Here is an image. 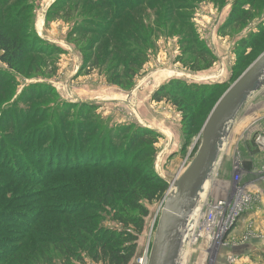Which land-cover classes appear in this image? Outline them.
Returning <instances> with one entry per match:
<instances>
[{
  "label": "trees",
  "instance_id": "16d2710c",
  "mask_svg": "<svg viewBox=\"0 0 264 264\" xmlns=\"http://www.w3.org/2000/svg\"><path fill=\"white\" fill-rule=\"evenodd\" d=\"M240 1L233 4L234 10L229 19V24H235L236 27L244 26L250 18L249 11L237 8ZM193 5L190 0H57L46 13L47 17L66 20L74 11L79 12L83 19L72 26L68 38L74 37L73 42L79 45L86 36L94 35L93 39L87 41L88 44L82 46V51L87 55L88 71L105 69L111 77L109 83L122 87L130 85L142 70V55L146 57L144 53L148 50L145 46L148 33H145V28L149 30V27L145 26L142 18L146 15V7L153 12L149 18H153L154 27L160 33L164 32L170 17L183 19L181 11L191 9ZM32 6L33 0H0V62L6 67L5 71L0 70V104L13 95L14 89L11 86L15 76L28 79L34 75L35 65L36 69L44 65L45 59L39 58L37 61L35 57H47L59 52L55 46L46 47L50 49L46 51L42 41L39 44L43 45H37L38 37L32 34L30 23ZM261 35L254 40V44L241 42V48L254 49L264 39V32ZM182 52L195 54L196 59L190 63L191 70L196 71L195 67L202 62L206 69L215 63L212 54L199 44L194 35H189L183 41ZM247 59L242 58L234 72L239 71ZM123 78L125 83L120 82ZM223 88L224 85L219 84L213 88L202 86L198 89L189 83L175 81L159 91L158 98L159 101L164 98L171 102L182 113L187 127L185 135H190L201 130L204 119L213 107V100L217 99ZM9 110H6L5 117L0 118V125L4 124L14 130L13 134H4L0 138V157L4 161L3 166L0 164V232L6 233L9 230L2 226L1 218L9 219L8 215L17 217L18 213L11 208L16 202H26L24 207L30 206L33 210L32 213L23 214V218L27 217L26 223L23 221L22 224V221L17 222L18 219L12 218V222L20 224L21 228L18 230L12 226L15 239H5L12 244H8L5 251L0 250V264H83V255L94 264H130L136 255V241L148 213L144 203L151 205L155 200H161L168 190L163 179L155 176L148 167L152 164L150 153L155 145V133L148 130L135 131L122 147L123 154L118 153L122 155L116 156L117 147H110L112 145L108 143L106 150L113 157L107 164L100 166L97 162L88 164L81 160V165L66 169L64 165L68 163L61 164L60 159L63 157L66 160L67 155L61 156L57 152L67 150L61 148L65 147L66 136L58 140V136L65 132L62 126L52 125L46 120L40 126L35 124L23 133L26 124L30 125V121L37 120L36 114L39 111L25 109V115L22 114L24 117L21 118L22 115L16 117L15 112ZM6 118L7 121L4 120ZM86 127L90 128L87 131L91 133L97 131L95 126ZM51 136L58 140L52 144L55 146L51 145V141L47 142ZM11 137L14 141H11ZM5 138H8L7 141ZM15 138L18 144L25 142L22 147L25 149L35 144L31 157L34 159L35 155L38 156L35 159L38 164L42 162V154L47 157L48 165L55 160L57 166L53 169L46 166L41 172L36 168L32 171L33 165L23 157L20 147L10 144V141L15 143ZM115 138L118 137L115 135ZM106 140V133L100 132L94 137L93 144L99 145V148L102 145L100 150L103 151ZM43 141L52 147H41L40 142ZM82 153L80 158L85 154L86 159L90 157ZM12 157H15L16 162L24 160V163H20L32 172L6 168V161ZM86 168L97 173H91V176H72L74 184L69 182L67 175L71 171L79 172ZM37 186L38 190L34 193L28 190ZM106 208L123 228L107 231L99 228V214L105 212ZM129 228L135 232L129 231ZM99 231L103 236L99 235Z\"/></svg>",
  "mask_w": 264,
  "mask_h": 264
},
{
  "label": "rangeland",
  "instance_id": "374dc122",
  "mask_svg": "<svg viewBox=\"0 0 264 264\" xmlns=\"http://www.w3.org/2000/svg\"><path fill=\"white\" fill-rule=\"evenodd\" d=\"M56 1L33 0L30 23L32 34L38 37L37 45H43V43L39 44V41H42L45 43L43 48L55 46L59 49V52L47 56L48 58L42 55L35 57L37 61L39 58H43L45 61L44 65L41 64L40 69H36L37 65L33 67L35 73L32 77L28 79L14 77V83L11 86L14 89V93L8 100L6 99L5 103L0 104V118L2 116L5 117V112L9 110V107L11 108L9 111L15 112L16 117L24 114L25 109L39 111L36 114L37 120L30 121V125L26 124L23 127V133L29 127H34L35 124L40 126V123L42 124L46 120L50 121L52 125H61L62 131L65 132L58 136V140L66 136L65 147L61 148L67 150L57 152H60L61 156L62 154L67 155L66 160H63V157L59 158L61 164L68 163L64 165L67 167L66 169H71L73 165H81L82 161L88 162V164L97 162L100 166L107 164L113 157L106 150L108 149V143H111L112 146L110 147H117L116 156L122 155L121 149L132 133L148 130L156 135L155 145L150 153L152 164L148 167L159 178L167 180L175 178L189 164L199 148L201 143L200 132L207 117L204 119L200 131L185 135L187 127L184 125L186 120H183L182 113L166 99L163 98L159 101L158 92L175 81L189 83L198 89L202 86L213 88L219 84L224 85V90L212 102L214 107L221 95L264 52V39H261L254 49L241 48V42H253L254 44V40L259 39L264 32V0L240 1L237 8L249 11L250 16L247 20L248 22L242 27L229 24L230 14L234 10L233 4L239 0H190L194 5L191 9L181 11L180 15L184 16L183 19L175 20L170 17L168 25H165L164 32L160 33L154 27L153 18H149L153 12L146 7V15L142 16V18L145 21V26L149 27V30L145 28V33H148V42L145 46H147L148 50H145L144 53L146 57L142 55L144 60L141 67L142 70L137 73L130 85L121 87L109 83L111 77L105 69L97 68L88 71L90 68L87 65V55L86 52L82 51V46L88 44L87 41L90 38L93 39L94 35L86 36L83 40L84 42L79 45L73 42L74 37L68 38V34L73 29L72 26L75 23H80L83 19L79 12L74 11L66 20L47 17L46 12ZM149 31L152 33H149ZM189 35H194L199 44L214 57L215 63L210 68L206 69L202 62L195 67L196 71L191 70L190 63L196 59V56L191 52L187 54L182 52V43ZM188 40L192 39L189 38ZM48 48L46 51L50 50ZM246 57L248 59L245 64L242 65L239 71L234 72L235 66L239 65L242 58ZM108 66L110 65L108 64ZM5 69L6 67L0 62V70L3 72ZM120 82L125 83L124 78ZM38 96H40L39 99H37ZM263 99L264 89L253 100L248 102V105L238 116L237 123L234 124L233 132L230 135L229 143L227 142L221 153L220 161L210 182L211 188L216 176L218 175L217 178H220V174L224 173L225 164L231 153L230 148L244 121L248 124L249 121H255V119L264 115V106H257ZM42 109H45V111H42ZM3 111L4 113H2ZM4 120L7 121L8 118ZM17 123L21 124L19 121ZM3 125H0V138L4 134L14 133L12 128L8 129V127ZM87 125H90L91 128L95 126L97 131L93 133L87 131L89 128H85ZM126 129H128L127 132ZM100 132L106 133L107 136L103 151L100 150L102 145L99 148V145L93 144L94 137ZM115 135L118 137L117 139H114ZM53 137L47 138V142L51 141V145L57 140V138L54 140ZM8 138H5V141ZM123 138L125 139L122 141ZM11 141H14L13 137H11ZM11 141L10 144L20 147V151L24 153L23 157L33 165L32 171L37 169V171L41 172L44 171L46 166L52 169L57 166L55 165V160H52L53 163L48 165L46 162L47 157L42 156V154L40 156L42 165L38 164L35 161L38 156L35 155L34 159L31 157V154L35 151L33 150V148L35 149L34 143L31 146H27L30 148L25 149L22 148L25 144L24 141H21L20 144H18L16 138L15 143ZM40 143L41 147L50 146L48 145L50 143L44 141ZM55 150L53 149V151ZM82 150L85 152L82 153ZM80 153H87L90 157L86 159L85 154L83 158H80ZM20 162L24 163L25 161L16 162L15 157H12L6 161V168L31 171ZM0 164L4 165L1 157ZM91 173L97 172L86 168L79 172L71 171L67 178L70 183L74 184L72 176H86ZM230 176L226 174V177L222 178V184L218 185L217 192L222 188L223 181H228ZM28 190L34 193L38 190V186L28 188ZM163 198L155 200L151 205L144 203L148 213L144 219L143 230L138 234L136 255L130 264H139L138 260L147 249L148 243L150 247ZM24 203L26 202H16L12 205L11 208H14V212L18 214L17 217L8 215L11 221L6 217L5 219L1 218L2 226L9 228L6 233L0 232V239H3L0 242L1 251H5L6 246L12 244V242L7 240L15 239L13 238L15 234L12 226L14 225L18 230L21 228L20 224L12 222V220L16 218L18 219L17 222L22 221L21 223L23 224L24 221L26 223L27 217L23 218L25 216L23 214L32 213V207H24L26 205ZM113 216V213L108 208H106L105 212L100 213L99 228L103 231L123 228L118 220H114ZM252 217H255L252 219H256V221H251L250 229L246 228L248 231L244 229L248 225L242 226L243 223H241L242 227L239 224L229 236V239L237 244L240 240L244 241L245 236L249 232L252 235L251 239L241 244L244 245V249L240 250L237 255L233 253L230 247H220L210 255L207 252L208 247L204 241H198L195 244L191 242L187 246L183 264H231L233 262L235 264H264V217ZM246 224H248L247 221ZM129 231L133 232L134 230L129 228ZM100 232L99 235L102 234ZM6 238L8 239L5 240ZM249 246L252 248L249 249ZM83 256V264H94L86 255ZM228 258L233 262L229 261ZM55 264L60 263L55 262ZM73 264L80 263L74 262Z\"/></svg>",
  "mask_w": 264,
  "mask_h": 264
},
{
  "label": "water",
  "instance_id": "95a60500",
  "mask_svg": "<svg viewBox=\"0 0 264 264\" xmlns=\"http://www.w3.org/2000/svg\"><path fill=\"white\" fill-rule=\"evenodd\" d=\"M264 89V52L221 95L200 132V146L189 164L167 180L147 264H183L190 241L194 213L205 185L209 184L227 144L234 122L258 93Z\"/></svg>",
  "mask_w": 264,
  "mask_h": 264
},
{
  "label": "built area",
  "instance_id": "2783aa9c",
  "mask_svg": "<svg viewBox=\"0 0 264 264\" xmlns=\"http://www.w3.org/2000/svg\"><path fill=\"white\" fill-rule=\"evenodd\" d=\"M252 140L258 148L263 150L264 154V131H256L252 136ZM231 171L230 181L228 183L225 182L218 192V185L222 182L221 174L220 178H217L218 175L216 176L211 188L210 182L214 176L213 174L207 185L208 188H206L205 193L201 196L199 206L194 213L195 218L191 227L192 235L187 246L191 242L195 244L198 241H204L208 247L207 252L212 255V252L220 247H230L232 250L243 247L244 245L241 244L252 238L249 232L245 236L244 241L240 240L235 244L233 240L229 239V236L235 227L239 224L241 226V223H243L242 226L248 225L244 227L245 230L250 229V224L242 222L245 214H250L252 211L254 212L261 208L262 201L264 200V160L254 173V177L248 183L242 182L244 170L238 154H235L233 157ZM146 248L138 260L139 264H147L149 243ZM230 258L228 260L232 261Z\"/></svg>",
  "mask_w": 264,
  "mask_h": 264
},
{
  "label": "crops",
  "instance_id": "0c3cea01",
  "mask_svg": "<svg viewBox=\"0 0 264 264\" xmlns=\"http://www.w3.org/2000/svg\"><path fill=\"white\" fill-rule=\"evenodd\" d=\"M263 90V89H262ZM260 97V95H259ZM257 97V98H259ZM253 100V99H252ZM264 106V99L261 100V103H259V107ZM237 120V119H236ZM237 121L234 122V124H236ZM245 125V126H244ZM234 128V125H233ZM256 131H264V115L260 116V118L255 119V121H249V123H244L242 124L240 131L237 135V137L234 140V143L232 145V147L230 148V155L228 157V161L225 164V170L224 173L221 174V181L222 178L226 177V174L231 175L232 171H231V160L233 159L235 154H238L241 158L242 161V166H243V170H244V174L242 175V182L244 183H248L250 182V180L254 177V173L257 171L258 167L263 163L264 160V154H263V150L258 148L256 146V144L253 142L252 140V136ZM233 132V129L230 132ZM230 135L228 137V143L230 140ZM229 162V163H228ZM229 173H226V172ZM231 176L229 177L230 180ZM228 179V178H226ZM224 180V179H223ZM226 181V183L229 182ZM225 183V181H223ZM224 186V185H223ZM264 215V200L262 201L261 204V208L259 210L256 211H252L250 214H245L244 216V222L247 221L248 224L251 223V221L253 220L252 216H262ZM256 219L253 220V222H255ZM252 247L249 246V249H251ZM244 249V247H238L237 249H233V253L235 255H237L238 252H240V250Z\"/></svg>",
  "mask_w": 264,
  "mask_h": 264
},
{
  "label": "bare ground",
  "instance_id": "6f19581e",
  "mask_svg": "<svg viewBox=\"0 0 264 264\" xmlns=\"http://www.w3.org/2000/svg\"><path fill=\"white\" fill-rule=\"evenodd\" d=\"M207 184H208V183H206V185H205V189L207 188ZM205 243H206V242H205Z\"/></svg>",
  "mask_w": 264,
  "mask_h": 264
}]
</instances>
